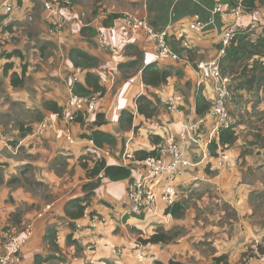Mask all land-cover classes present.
Returning <instances> with one entry per match:
<instances>
[{"label": "crops", "instance_id": "crops-1", "mask_svg": "<svg viewBox=\"0 0 264 264\" xmlns=\"http://www.w3.org/2000/svg\"><path fill=\"white\" fill-rule=\"evenodd\" d=\"M216 1L72 0L64 10L66 25L61 34L50 32L52 12L45 9V0L19 1L20 8L10 25L12 39L4 52L8 55H0V132L5 139L0 143V217L16 226L29 221L34 224V236L23 249L21 264H34L36 254L49 253L45 234L50 225L58 231L60 246L59 258L51 264H263L264 154L260 149L264 147L250 132L245 136L248 124L244 122L236 128V141L223 147L211 116L195 113L199 87L196 64L216 57L220 45L217 29L197 31L191 24L205 19ZM135 9L146 14L156 29H169L172 42L185 48L179 61L157 59L149 38L134 39L128 26L115 21ZM83 12L85 25L79 22ZM217 21L223 27L232 17L218 16ZM83 26L97 33L84 34ZM102 27L112 28L106 35L114 51L99 46L97 37ZM73 47L99 58V63L88 70L105 87L97 112L104 114L107 124L99 126L95 113L80 117L71 126L74 144L56 132L34 136L35 126L44 118L63 127L59 114L70 96L71 76L76 69L70 58ZM135 50H141L143 58L133 76L127 72L130 68L126 63L135 59ZM151 62L160 69L169 66L172 75L166 84H144L142 68ZM13 81L19 83L14 85ZM202 84L204 93L213 96L212 83ZM140 94L160 97L161 112L150 119L137 113L133 126L121 131L122 111L136 112L135 97ZM174 97L180 98V113L167 107ZM194 122L198 129L181 141L193 165L173 181L183 215L166 213L162 201L141 216L127 214L128 185L142 174L143 166L131 162L125 153L135 156L138 150L155 148L152 139L156 136H161L165 144L179 141L184 124ZM92 128L113 133L117 143L97 147L91 139L81 137ZM221 152L228 159L220 157ZM81 157L87 160L82 162ZM100 157L109 164L129 165L130 177L111 180L103 172L89 176L87 169H92L94 160ZM37 192L44 193L43 199ZM88 192L89 205L72 226L64 208ZM26 205L30 210L18 211L12 219L11 215ZM47 205L53 210H47ZM94 213L104 215L107 223L92 228L89 214ZM157 232L168 234L169 240L140 241ZM140 243L146 246V263L135 256ZM114 248H123L124 254H114ZM153 255L155 262H151Z\"/></svg>", "mask_w": 264, "mask_h": 264}, {"label": "built area", "instance_id": "built-area-1", "mask_svg": "<svg viewBox=\"0 0 264 264\" xmlns=\"http://www.w3.org/2000/svg\"><path fill=\"white\" fill-rule=\"evenodd\" d=\"M250 0H218L209 11L206 19H197L191 24V28L202 31L211 26L219 31V48L216 57L208 60H201L196 67L199 86L204 82H211L213 87L214 104L212 110L207 114L211 116L215 124V133L219 136L222 129L235 127L237 120L230 110V105L236 99L235 90L232 86V78L224 74L221 66V60L226 54V49L235 36L244 29L251 31L258 28L264 20V8L249 7ZM72 5V0H45L44 7L52 12V22L50 32L52 34H61L66 25V15L64 10ZM18 0H0V55L6 51L12 39V32L8 23H13L15 14L19 10ZM86 14H80L79 22L85 25L83 17ZM222 15H230L232 21L223 26H218L217 18ZM115 21H118L131 29L132 37H147L154 44L156 57L159 60L175 62L180 60V55L174 51L169 42V29H156L150 22L148 16L140 9L131 12H124L119 15ZM111 27H102L98 32L99 46L114 51L115 47L112 41L107 37ZM82 67H76L71 76L70 96L63 105L59 118L63 122L60 127L50 118L40 120L34 129V136H44L48 132L60 133L69 143L76 142L72 133V124L75 123L79 114H92L97 110L98 101L103 97L102 91L94 92L90 95H82L73 91V84L83 77ZM168 108L173 113H180L181 101L179 97L171 98L168 101ZM198 129V123H185L179 134L180 140L169 144L160 142L156 145L157 155H151L143 160L126 152V158L136 164H142L143 172L133 179L127 189L126 213L133 216H140L152 210L154 205L161 199L166 206H172L176 203L178 189L170 181L162 191L157 184L163 177L170 176L172 179L185 174L193 165L192 160L187 156L184 145L181 141L187 139L191 132ZM4 136L0 132V143L4 142ZM220 157L228 159V155L221 152ZM129 167V165H126ZM46 209H51L47 205ZM43 214L40 213L39 216ZM91 227L96 229L98 225L107 223L106 218L101 214H89ZM80 228V226H79ZM78 228V229H79ZM34 236V224L30 222L23 226L21 230L9 229L2 243H0V264H21L23 261V249L28 245ZM113 253L117 255L124 254L123 248H114ZM135 256L141 263H146L148 254L145 244H138ZM264 264V255L261 256ZM157 260L156 256L151 257V262Z\"/></svg>", "mask_w": 264, "mask_h": 264}, {"label": "trees", "instance_id": "trees-1", "mask_svg": "<svg viewBox=\"0 0 264 264\" xmlns=\"http://www.w3.org/2000/svg\"><path fill=\"white\" fill-rule=\"evenodd\" d=\"M20 0H18L19 2ZM226 1V0H222ZM249 7H262L264 8V0H250ZM248 29V28H247ZM259 30V31H258ZM82 33L94 35L97 31L90 26H83ZM169 42L175 52L181 54L185 49L182 46L177 47L175 42H172L170 34ZM135 59H132L126 63L129 68H136L140 65L143 58V52L141 50H135ZM3 55H8L3 53ZM70 58L76 67H82L84 71V81L80 80L73 84V91L82 95H90L97 91L105 93V87L99 81L97 75L88 70L89 67L95 66L99 63V58L81 48L73 47L70 50ZM156 62L145 64L142 68V79L145 85L158 87L168 82L169 77L172 75V71L169 66L163 68H157ZM221 66L224 74L231 75L233 88L239 91H252L263 90L264 91V20L258 26L257 31H245L241 30L235 38L230 42L226 49V54L221 60ZM197 67V64H196ZM227 69V72L225 71ZM14 85L19 82L13 81ZM203 85L201 84L196 90V108L195 113L198 116H206L213 108L214 96L204 93ZM235 86V87H234ZM234 89V90H235ZM236 101L238 99L235 91ZM136 112H132L129 109H124L120 115V130H126L133 126L134 118L136 114L144 115L147 119L153 118L159 111L162 104L160 97L151 98L146 94H140L135 97ZM63 107V106H62ZM61 107V109H62ZM61 112V110H60ZM95 122L99 125L107 124V120L102 112H95ZM88 115V114H86ZM86 115L79 114L76 121L80 117H86ZM262 126L255 137L257 143L259 142L264 147V117L262 119ZM236 126L222 129L219 138L223 147L233 144L236 139ZM81 137L91 139L97 147H104L106 145H115L117 143V137L111 133L99 128H92L90 131L82 132ZM162 138L156 136L152 139L154 145L159 144ZM157 148L150 150L141 149L135 152L137 159H145L151 155H157ZM88 167L87 164H84ZM89 176L98 175L100 172L104 173V176L111 180H120L128 178L131 175V169L127 166L109 164L105 158L100 157L94 160V166L92 169H87ZM91 186H95V183H91ZM90 193L85 194L83 197L71 200L66 204L65 213L66 216L71 219L72 226L73 220L79 219L85 213L90 201ZM166 213H170L175 217L183 215L181 207L176 203L172 206H167ZM141 216V215H140ZM170 236L164 232H157L146 239H140L142 243H158L168 241ZM45 241L48 244L50 250L47 255L36 254L34 258V264H51L56 258H59L57 252L60 250L58 242V231L55 227L48 229L45 234ZM172 264H178L172 262Z\"/></svg>", "mask_w": 264, "mask_h": 264}, {"label": "rangeland", "instance_id": "rangeland-1", "mask_svg": "<svg viewBox=\"0 0 264 264\" xmlns=\"http://www.w3.org/2000/svg\"><path fill=\"white\" fill-rule=\"evenodd\" d=\"M215 5V4H214ZM208 17V16H207ZM206 17V18H207ZM205 18V19H206ZM12 23H8V25L10 26ZM207 28H212L211 26H209V27H207ZM246 30H248V31H251V30H249V29H246ZM243 31H245V29L243 30ZM105 50H107V49H105ZM108 51H110V50H108ZM139 67L140 66H138V67H136V68H130V69H128L127 70V72L130 74V75H133V76H135L136 75V73H138V69H139ZM226 72H227V69L225 70ZM229 72H227V74H228ZM230 77H231V75L230 74H228ZM232 78V77H231ZM235 87V86H234ZM235 89V88H234ZM235 91H236V93H237V96H238V99H237V101L236 100H234L233 101V103L231 104V111L233 110V115H234V117L236 118V120H237V123H236V127H238V124L239 123H245V124H248L247 125V128L248 129H246L247 131L245 132V136L250 132L251 133V135L253 136V137H256L257 135V133L259 132V130H260V128H261V126H262V119H263V117H264V91L263 90H259V91H257V90H252V91H239V90H237V89H235ZM104 95V94H103ZM161 106H163V104L161 105ZM160 106V107H161ZM167 107H168V102H167ZM161 112V108H159V112H157V113H160ZM156 113V114H157ZM156 116V115H155ZM40 122V121H39ZM38 122V123H39ZM37 123V124H38ZM76 124V123H75ZM37 126V125H36ZM35 126V127H36ZM35 129V128H34ZM72 133H73V131H72ZM245 136H244V138H245ZM66 140V139H65ZM69 142V141H68ZM258 145L260 146V147H262L261 146V144L258 142ZM255 148H258V146L256 145L255 146ZM260 154H264V148H261L260 149ZM84 157H86V156H84ZM84 157H81V160H82V162H85L87 159H85ZM263 158H264V155H263ZM254 164H255V160H253L252 161ZM176 178H174V179H172L170 176H167V177H163V178H161L160 180H159V182H158V184H157V186H158V188L162 191V189H163V187L167 184V183H169L171 180L172 181H174ZM38 187V190L39 191H43V187L42 186H37ZM42 189V190H41ZM88 193H90L91 194V192H88ZM87 194V193H86ZM44 195V193H42L41 194V192H37V196H38V198L41 196V198L43 199V196ZM85 195V194H84ZM159 201H161V199H159ZM42 203H45L44 201L43 202H40V204H42ZM127 204V198H126V202H125V205ZM29 207H30V205H26V207L25 206H23L22 208H18V210L16 211L17 213H14L13 215H11V217H12V219H16L15 218V215L16 214H18V211H24V209H28V210H30L29 209ZM65 208H66V206H65ZM65 208H64V211H65ZM51 210H53V209H51ZM50 210V211H51ZM40 214V213H39ZM39 214H38V216H39ZM43 215H44V213H42ZM42 215V216H43ZM65 215H66V213H65ZM104 216V215H103ZM30 222H32V221H29V223ZM10 223V220H2V218L0 217V231H1V233H2V239L0 240V243H2L3 242V240H4V236H5V234H6V232L9 230V229H15V230H21L22 228H23V226L25 225V224H28V222L27 223H25V224H23V225H21V226H16V225H14V224H9ZM56 224H57V222H56ZM49 228H51V225H50V227ZM48 228V229H49ZM48 229H47V231H48ZM46 231V232H47ZM61 262H63L62 260H61ZM59 264H60V262H59Z\"/></svg>", "mask_w": 264, "mask_h": 264}]
</instances>
